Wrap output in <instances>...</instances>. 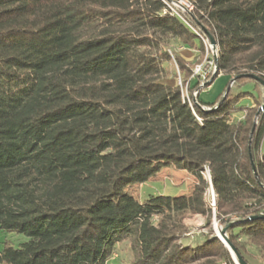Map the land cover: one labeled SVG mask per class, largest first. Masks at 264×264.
Returning a JSON list of instances; mask_svg holds the SVG:
<instances>
[{
    "label": "trees",
    "instance_id": "obj_1",
    "mask_svg": "<svg viewBox=\"0 0 264 264\" xmlns=\"http://www.w3.org/2000/svg\"><path fill=\"white\" fill-rule=\"evenodd\" d=\"M186 1L181 20L159 0H0V230L27 238L0 264H107L124 241L129 264H233L211 232L179 243L186 216L233 222L238 256L264 264V88L243 77L264 81V0ZM202 29L227 79L210 103L212 74L191 78ZM195 40L192 63L170 51ZM164 169L192 178L189 193L131 198Z\"/></svg>",
    "mask_w": 264,
    "mask_h": 264
},
{
    "label": "rangeland",
    "instance_id": "obj_2",
    "mask_svg": "<svg viewBox=\"0 0 264 264\" xmlns=\"http://www.w3.org/2000/svg\"><path fill=\"white\" fill-rule=\"evenodd\" d=\"M191 30L193 31V33L200 36L201 38V33L198 29L191 27ZM205 40L206 38L202 40L204 44V48H205V57L202 62L206 60H211V57H212V53L210 49L208 48V44L204 43ZM170 44H171L170 51L171 52L174 51L176 55L180 56L186 62L192 63L197 58H199V53L196 50L199 48V44H200L198 40L194 41L193 49H191L189 46H181L179 43L171 42ZM207 62L208 61H206L204 65ZM169 64H170V69H171V71H168L169 74L171 75V72L176 73L178 77L177 65L173 58L170 60ZM226 81H227L226 77L221 76V75L218 76L217 78L213 80V82L211 83L209 87H207L204 90H201L199 99L203 101L204 103L212 102L222 92ZM172 83L179 85V79L175 78L174 81H172ZM202 88L203 86L202 87L199 86V89L197 91L199 92L200 89ZM240 90L251 92L252 87L250 84H244L240 88ZM235 91L237 90L235 89ZM182 95L184 96V98H186L185 91H183ZM196 95H197V92H196ZM240 105L248 106L249 100L247 99L242 100L240 102ZM156 178L140 186L130 188L128 192L131 195V198H133L134 200H137L138 202H145L150 197H157L160 195L169 196V197H177L180 195L188 194L194 183L192 178H187L180 174H174V173H168V172L161 173ZM206 199H207V202L211 205L212 198H211L210 190L207 194ZM183 225L185 226L187 231L181 237V239L179 240V243L183 245H187V246H194L196 244L201 243L204 240V238H206L207 236H210L209 235L210 232L212 234L211 236L215 237L216 236L215 235L216 226H218L219 224L217 223L215 218L212 217L210 227L206 228L204 226V218L199 217V216L198 217L186 216L183 220ZM26 241H27V238L23 235H20L17 233H8V232L0 230V250L3 247H5V245H10L14 248H17L20 244ZM222 245L224 246V244ZM228 253L230 255L229 251ZM250 255L251 256L248 260L251 264H262L261 260L259 259L255 251H251ZM230 258H231L232 263L235 264L232 260L231 255H230ZM131 260H132V255H131V250H130V244L128 243V241H124V242L117 244L114 247L113 255L107 264H129Z\"/></svg>",
    "mask_w": 264,
    "mask_h": 264
},
{
    "label": "water",
    "instance_id": "obj_3",
    "mask_svg": "<svg viewBox=\"0 0 264 264\" xmlns=\"http://www.w3.org/2000/svg\"><path fill=\"white\" fill-rule=\"evenodd\" d=\"M202 31H203L204 35L206 36V38L208 40V43H209V46H210V50H211V53H212V57H213V60H214V64H215V70H214L213 75H212V77H211V79L209 81V83H212L213 80L215 79V76H216V73H217V69H216V64H217V49H216V43H215L214 39L204 29H202ZM240 77H242V76H237L236 78H233V79L230 80L227 88L225 89V91H224V93L222 95V98H221V101L219 102V104L221 102H223L224 99L226 98V96H227V94L229 92V89H230L231 85L234 83L235 79L240 78ZM243 77H246V78H249V79H252V80L258 82L264 88V81H262L256 75L248 74V75H244ZM197 93H198V91H197ZM192 103L195 104V105H197L195 99L192 100ZM260 112H264V106L258 109V111L256 113V117L259 116ZM254 125H255V123H254ZM252 170L254 172V166H253V164H252ZM261 217L264 218V216H261ZM257 218L258 217H252L251 219H257ZM232 224H233V222H229V223H227L224 226H222L221 224H219L218 226H216V232H215V235L216 236L215 237H217L222 242V244H224V246L228 249V251L230 252V255L232 257V260H233V262L235 264H245L244 261L236 253V250L234 249V247L229 243V241L227 239V236H226L227 229Z\"/></svg>",
    "mask_w": 264,
    "mask_h": 264
},
{
    "label": "built area",
    "instance_id": "obj_4",
    "mask_svg": "<svg viewBox=\"0 0 264 264\" xmlns=\"http://www.w3.org/2000/svg\"><path fill=\"white\" fill-rule=\"evenodd\" d=\"M159 1L165 7L164 13L168 12L171 15H174V16L180 18V19H181V15H180L181 12H190V11H192V6L186 0H159ZM204 43L208 44V48L210 49V46H209L207 38L204 41ZM206 61H208V62L204 65V63ZM206 61L202 62L199 65H196L193 68L191 78H193L194 76H197L198 78L201 79L202 82H204L207 79L208 75L210 73L214 72V70H215L214 60H206ZM212 75H213V73H212ZM179 85H180V82H179ZM202 86H204L203 83L200 84V87H202ZM195 95H196V92L193 94V99L195 98ZM185 99H186L187 103L189 104V106L191 107V102L188 99L187 95H186ZM210 193H211V198H212V204L210 206H211L212 210H214L215 195H214V193H213V191L211 189H210Z\"/></svg>",
    "mask_w": 264,
    "mask_h": 264
},
{
    "label": "crops",
    "instance_id": "obj_5",
    "mask_svg": "<svg viewBox=\"0 0 264 264\" xmlns=\"http://www.w3.org/2000/svg\"><path fill=\"white\" fill-rule=\"evenodd\" d=\"M220 76V75H219ZM174 173V174H180V175H182V176H185V177H187V178H190L186 173H184V172H181V171H174V170H170V169H164V170H162L158 175H160L161 173ZM157 175V176H158ZM157 179V178H156ZM181 185V184H180ZM161 196V195H160ZM193 217H198V216H193ZM200 217V216H199Z\"/></svg>",
    "mask_w": 264,
    "mask_h": 264
}]
</instances>
